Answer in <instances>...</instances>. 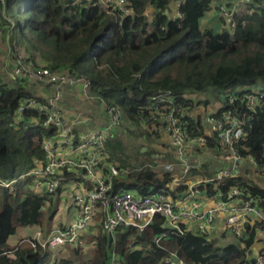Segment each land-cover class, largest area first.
I'll return each mask as SVG.
<instances>
[{"label": "trees", "instance_id": "trees-1", "mask_svg": "<svg viewBox=\"0 0 264 264\" xmlns=\"http://www.w3.org/2000/svg\"><path fill=\"white\" fill-rule=\"evenodd\" d=\"M176 1L180 15L171 8ZM223 1L128 0L132 14L121 16L99 7L65 5L66 0H0V25L13 22L9 42L26 49L28 61L37 63L38 55L51 70L90 80L92 94L122 110L125 129L133 141L143 136L134 154L148 156L151 162L156 149L149 142L154 137L140 127L139 117L148 111L153 94L169 90L187 102L191 99L188 95L211 90L219 108L214 118L227 103L221 97L223 92L264 90V9L236 14L233 28L218 31L201 27L200 21L210 5ZM148 8L153 10L149 20L145 15ZM31 97L45 102L34 94L27 79L0 81V174L5 178L24 174L41 161L40 141L52 134L50 128L35 124V119L41 117L35 109H26L21 119L16 118L19 103ZM240 115L247 121L235 148L244 156H253L255 164H247L242 174L225 179L219 187L225 191L229 184L238 182L246 187V194L264 199V95L251 118L243 112ZM186 120L189 127L204 132L199 115L188 113ZM117 129L107 134L103 151L108 161L127 172L115 178L112 191L123 188L153 195L168 190L171 175L151 169L133 155L127 156L124 143L128 140L121 141L122 127ZM142 147L147 149L141 151ZM163 159L172 157L165 154ZM213 167L207 160L192 174L210 177ZM77 172L63 168L58 178L61 183L70 179L84 181L83 172ZM32 181L26 176L12 190L1 189L0 264H110L112 253L118 257L117 264H161L170 252H176L185 264H248L253 228L245 226L239 238L225 230L205 236L193 226L185 230L183 223H179V230L168 228L159 214L141 231L118 228L114 243L95 219L91 234L83 233L76 242L47 250L43 255L39 248L16 247L17 243L10 246L8 240L19 227H49L56 211L53 206L45 210L53 194H39L31 188ZM60 189L61 184L54 194ZM207 192L215 191L208 185ZM259 202L264 209V201ZM161 235L164 236L155 242ZM85 244L92 249L82 255L79 245Z\"/></svg>", "mask_w": 264, "mask_h": 264}, {"label": "built area", "instance_id": "built-area-1", "mask_svg": "<svg viewBox=\"0 0 264 264\" xmlns=\"http://www.w3.org/2000/svg\"><path fill=\"white\" fill-rule=\"evenodd\" d=\"M65 5L99 7L108 14L116 12L121 16L132 14L128 0H66ZM178 6L179 2L176 13L180 15ZM262 9L264 0H225L217 4L224 27L231 28L235 26L236 14H251ZM9 22V26L0 25V40L5 33L9 37V30L13 27V22ZM27 59L28 55L21 47L11 46L8 42L6 63L12 77L24 78L42 86L50 85L53 91L45 102L35 98L21 101L16 108V118L21 119L26 109H35L41 116L35 119V124L50 128L52 134L40 141L43 159L17 177L5 178L0 174V189L11 190L17 181L32 176L44 193L54 194L60 186L58 173L63 168L83 172L90 181V188L72 191L74 217L70 224L53 228L48 233L38 229L33 235L20 239L16 247L39 248L43 255L47 250L76 242L95 219L100 221L102 232L114 243L118 228L133 227L141 231L153 221L155 214H159L168 228L179 230V223H183L185 230L193 226L205 236L225 230L239 238L244 235L245 226H249L254 230V240L248 252V264H264V209L259 202L264 199L246 194V187L238 182L229 184L225 191L219 187L225 179L242 174L247 164H255L253 156H244L235 148V143L243 135L247 121L240 113L251 118L264 90L223 92L221 97L227 103L225 107L220 105V115L213 116L212 131L207 133H198L188 125L186 115L192 109V99L187 98L189 101L183 102V97L169 90L153 94L148 111L139 117V125L156 141L153 160L148 166L171 175L168 190L153 195H140L123 188L113 192L115 178L127 169L108 161L103 149L107 134L125 125L122 110L92 94L90 80L63 70H51L44 64H34ZM67 85L79 87L85 99L97 101L106 119L101 127L80 131L77 128L91 119L89 115L78 112L73 118H68L55 108L63 87ZM218 110L216 107L209 115ZM165 154L171 155L172 160H164ZM200 156L204 158L202 162L198 159ZM207 160L214 165L212 176L192 174ZM208 185L214 193L207 192ZM163 236H157L154 241L158 242ZM117 261L118 257L112 253L110 264H117ZM161 264L185 263L176 252H170Z\"/></svg>", "mask_w": 264, "mask_h": 264}, {"label": "crops", "instance_id": "crops-1", "mask_svg": "<svg viewBox=\"0 0 264 264\" xmlns=\"http://www.w3.org/2000/svg\"><path fill=\"white\" fill-rule=\"evenodd\" d=\"M177 3H175V6L171 5V8H172V10L174 11L175 14H177L176 13ZM214 5H216V3H213V5L212 4L210 5V9L205 13L204 17L201 19V21H200V26L201 27H203V28H213V29L216 28L217 23H216L215 15H214V14H216L215 11H214ZM152 11L153 10L150 9V8L145 10V15H146L148 20L150 19V15H151ZM8 42H9V39H8V36L5 33L2 36L1 40H0V51L3 49V52L0 53V55L4 59L6 58V54H7ZM37 63L41 64L38 61H37ZM5 65H6V62H5ZM8 68H9L8 80L11 82V80L14 79V78L11 75L9 66H8ZM28 82H31L32 90H33L34 94L36 96H38V97H41L45 101H47L48 97L51 95V93L53 91V87L50 86V85H44V86L38 85V84H36V83H34L32 81H28ZM31 98H33V97H31ZM217 103L218 102H215L216 107H217ZM55 108H57L61 113L64 114V116H66L68 118H73L74 115L76 113H78V112H83L84 115H89L91 117V119L89 121L85 122L84 124L80 125L77 128L80 131H87V130H91V129H95V128L101 127L102 124H104L105 121H106V119L104 117V113L99 110L98 105L92 103V101H90V100L85 99L82 96V93H81V90H80L79 87H71V86H68V85L64 86L63 89H62V96L57 101V103L55 104ZM199 109H200V107L197 108V113L195 114V112H194L193 115L194 116H197V115L200 116L201 124L203 126V129H204L205 133L212 131L213 120L214 119L212 118V116L209 115L210 112L205 114L204 117H202V115L199 113L201 110H199ZM92 119H94L98 123L97 122H92L91 123L90 121ZM91 124H92V126H91ZM149 143L154 148L157 147L155 140L153 142H149ZM146 149H147V147H142L141 151H145ZM61 171L62 170H60L59 172L61 173ZM68 171H70V170H68ZM30 177L33 179V181H32L33 185L31 186V188L33 190H35L36 192H38L39 194H44V192L41 189V187L38 184H36L35 179L32 176H30ZM70 177L74 178L73 175H71ZM60 184H61V189L56 194L52 195V201L50 203H47V205L45 206V210H47V208L50 207V206H53V207L56 208V211H55V213L53 215V218L51 220L50 226L47 227L46 224H45L40 229L37 228V227L36 228H34V227H25L24 230L21 231L20 234L12 235L9 238L8 244L10 246H14L22 238H26V237H29V236L33 235L34 232L36 230H38V229L42 230V232H44V233H48L53 228L64 227V226H66V225L71 223V221L73 220V217H74V209L71 206V195H70V191H69L68 188H72L71 189V194H72V191H74V190L75 191H84V190H87L88 188H90V181H88L86 178H85L84 181H80V182L76 181L75 179L74 180L70 179V180L65 181L63 183L60 182ZM61 210H64L67 213L68 218L64 219L61 216V214H60ZM92 231H93V225L90 226V228L87 231H85L84 233L91 234ZM91 249H92V247L90 245L87 252H89ZM87 252L84 251L81 254L85 255Z\"/></svg>", "mask_w": 264, "mask_h": 264}, {"label": "rangeland", "instance_id": "rangeland-1", "mask_svg": "<svg viewBox=\"0 0 264 264\" xmlns=\"http://www.w3.org/2000/svg\"><path fill=\"white\" fill-rule=\"evenodd\" d=\"M213 3H215V2H213ZM213 3H212V5H213ZM219 3H221V2H219ZM218 2H216V5H214V11H215V13L216 14H214L215 15V20H216V23H217V26H216V28H215V30H218V31H220V30H222L223 28H224V24L222 23V21H221V18H220V16H219V14H218V12H217V4H219ZM24 51H25V53L27 54V55H29V53L27 52V50L26 49H24ZM3 52V49L0 51V53H2ZM36 60L39 62V63H43V61L41 60V58L37 55L36 56ZM5 62H6V58L4 59L1 55H0V81H3V82H10L9 80H8V74H9V68H8V66L9 65H7V63H6V65H5ZM192 100H193V103H192V109H191V111H189V113H194L195 112V114L197 113V108L198 107H200V109L199 110H201L199 113L202 115V117H204L205 116V114H207V113H209V112H211V111H213L214 110V107H215V102H217V100H216V97H215V94L213 93V92H211V90H209V91H207L205 94H201V93H192V94H190V95H188ZM199 100H201L202 102H204L205 100H207L208 102L207 103H202V102H199ZM90 101H92V103H94V104H97L98 105V103H97V101L96 100H90ZM95 111V110H94ZM91 123L92 122H97V121H95L94 119H92L91 121H90ZM98 123V122H97ZM96 124V123H95ZM91 126H92V124H91ZM122 127V131H120V134H119V136H120V139H121V141H126L127 142V140H128V143H124V150H125V154L127 155V156H130V157H132L131 155H133L135 158H137V160L138 161H142V162H144L146 165H149V162H150V158L148 157V156H137L136 154H134L135 152V149L140 145V143H141V139H143V136L141 137V136H136L138 139H140L139 141H133V139L130 137V135L128 134V132L126 131V129H125V125H123V126H121ZM119 128V127H118ZM114 132H115V130H114ZM144 142H146L145 140H144ZM127 144V145H126ZM126 146H128V147H126ZM149 146H150V144H149ZM137 150V149H136ZM118 163V162H117ZM257 180H259V179H257ZM69 189V191H70V195H71V189L72 188H68ZM0 198L3 200V194H2V192H1V189H0ZM60 214H61V216L65 219V218H68V216H67V213L64 211V210H61L60 211ZM61 223V222H60ZM24 228L25 227H19L18 228V230H17V235L18 234H20L21 233V231H23L24 230ZM81 248H80V253H83L84 251L85 252H87L88 251V249H89V244H85V245H79ZM75 262V261H74Z\"/></svg>", "mask_w": 264, "mask_h": 264}, {"label": "water", "instance_id": "water-1", "mask_svg": "<svg viewBox=\"0 0 264 264\" xmlns=\"http://www.w3.org/2000/svg\"><path fill=\"white\" fill-rule=\"evenodd\" d=\"M145 149V148H144ZM198 159L202 162L204 158L202 156L198 157Z\"/></svg>", "mask_w": 264, "mask_h": 264}]
</instances>
